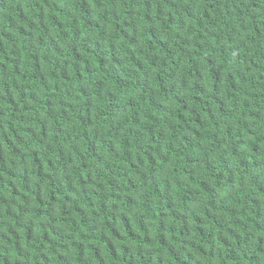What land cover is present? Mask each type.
Here are the masks:
<instances>
[{
  "label": "trees",
  "instance_id": "obj_1",
  "mask_svg": "<svg viewBox=\"0 0 264 264\" xmlns=\"http://www.w3.org/2000/svg\"><path fill=\"white\" fill-rule=\"evenodd\" d=\"M0 264H264V0H0Z\"/></svg>",
  "mask_w": 264,
  "mask_h": 264
}]
</instances>
